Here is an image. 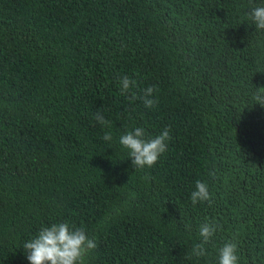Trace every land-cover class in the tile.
Listing matches in <instances>:
<instances>
[{"label": "trees", "instance_id": "trees-1", "mask_svg": "<svg viewBox=\"0 0 264 264\" xmlns=\"http://www.w3.org/2000/svg\"><path fill=\"white\" fill-rule=\"evenodd\" d=\"M256 6L264 0H0V264H30L24 244L61 222L95 240L84 264H219L226 242L238 264H264ZM123 76L136 82L126 94ZM137 127L145 139L170 132L151 168L136 169L119 143ZM197 180L211 204H192ZM203 223L216 231L197 257Z\"/></svg>", "mask_w": 264, "mask_h": 264}, {"label": "clouds", "instance_id": "clouds-1", "mask_svg": "<svg viewBox=\"0 0 264 264\" xmlns=\"http://www.w3.org/2000/svg\"><path fill=\"white\" fill-rule=\"evenodd\" d=\"M248 17L257 30H264V6L252 7ZM121 94H126L130 86H135V80L128 76L120 78ZM153 87L144 90L141 97L146 108H153L158 101L153 98ZM253 98L264 106V87L257 89ZM94 118L101 125H108L110 122L97 112ZM145 130L141 127L135 128L123 134L119 143L129 151L132 158V165L136 169L153 167L160 156L167 151L166 141L171 139L170 132L166 128L154 138L145 139ZM105 141H111V133H105ZM147 178V177H146ZM214 194L209 191L207 183L197 180L195 190L191 192L190 200L195 206L198 202L212 203ZM216 231V226L210 223L200 225L199 235L202 237L200 243L194 244L193 254L197 257L206 255L205 245L210 241ZM97 247L94 239L89 238L84 228L75 227L68 222L53 223L50 226L42 227L37 236L24 244L27 259L30 264H84L86 254ZM238 245L234 242H226L219 249V264H238Z\"/></svg>", "mask_w": 264, "mask_h": 264}]
</instances>
